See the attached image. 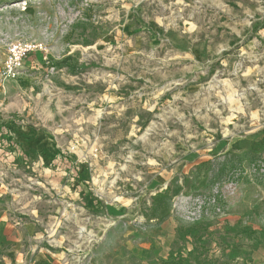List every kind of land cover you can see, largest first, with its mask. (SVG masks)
Returning a JSON list of instances; mask_svg holds the SVG:
<instances>
[{"label":"rangeland","instance_id":"obj_1","mask_svg":"<svg viewBox=\"0 0 264 264\" xmlns=\"http://www.w3.org/2000/svg\"><path fill=\"white\" fill-rule=\"evenodd\" d=\"M15 39L0 264L264 263V0H0Z\"/></svg>","mask_w":264,"mask_h":264},{"label":"built area","instance_id":"obj_2","mask_svg":"<svg viewBox=\"0 0 264 264\" xmlns=\"http://www.w3.org/2000/svg\"><path fill=\"white\" fill-rule=\"evenodd\" d=\"M2 62L0 67L1 79H14L19 75L24 60L33 53H44L46 45L33 40L15 39L0 47Z\"/></svg>","mask_w":264,"mask_h":264},{"label":"trees","instance_id":"obj_3","mask_svg":"<svg viewBox=\"0 0 264 264\" xmlns=\"http://www.w3.org/2000/svg\"><path fill=\"white\" fill-rule=\"evenodd\" d=\"M165 193H166V192L157 193L156 196H160V197H162V196H165Z\"/></svg>","mask_w":264,"mask_h":264},{"label":"crops","instance_id":"obj_4","mask_svg":"<svg viewBox=\"0 0 264 264\" xmlns=\"http://www.w3.org/2000/svg\"><path fill=\"white\" fill-rule=\"evenodd\" d=\"M7 84L10 85L11 82L10 81H7ZM254 264H264V263H254Z\"/></svg>","mask_w":264,"mask_h":264}]
</instances>
